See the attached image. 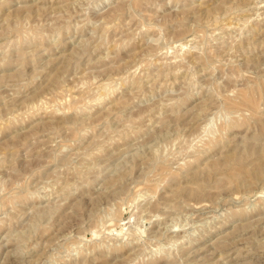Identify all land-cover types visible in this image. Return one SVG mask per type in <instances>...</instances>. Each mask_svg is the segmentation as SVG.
<instances>
[{"label": "rangeland", "instance_id": "1", "mask_svg": "<svg viewBox=\"0 0 264 264\" xmlns=\"http://www.w3.org/2000/svg\"><path fill=\"white\" fill-rule=\"evenodd\" d=\"M0 264H264V0H0Z\"/></svg>", "mask_w": 264, "mask_h": 264}]
</instances>
